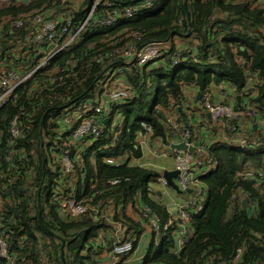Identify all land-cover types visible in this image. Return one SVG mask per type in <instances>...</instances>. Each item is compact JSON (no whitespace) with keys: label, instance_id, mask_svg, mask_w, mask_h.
<instances>
[{"label":"trees","instance_id":"trees-1","mask_svg":"<svg viewBox=\"0 0 264 264\" xmlns=\"http://www.w3.org/2000/svg\"><path fill=\"white\" fill-rule=\"evenodd\" d=\"M90 1L56 5L55 0H30L25 4L0 5V19H18L42 11L55 20L65 14L75 26L85 16ZM111 1L121 9L144 0ZM152 1L150 8L140 9L131 19L120 18L113 26L79 35L17 90V107L10 104L0 109V130L18 113L19 106L25 108L23 115L29 117L20 143L34 166L36 213L27 214L26 198L18 188L15 196L20 203L7 215L12 238H26L21 239L25 246L22 254L33 264L44 251L57 264H97L102 251L116 237L137 245L143 228L125 214L126 207L137 202L150 210L162 228L168 215L164 206L149 198L148 189L157 174L129 166L127 160L141 157L137 142L141 121L151 126V139L166 143L165 115L170 109L177 112L187 87L201 94L211 86L226 83L239 98H234L236 107L257 110L258 117L264 119V1L187 0L188 19L183 0ZM103 10L100 8L98 13ZM30 33L27 28L0 34V64H17L16 55ZM133 33L138 38L130 37ZM128 43L135 48L159 44L162 55L157 63H148L132 76L126 73L123 77L125 85L134 88V94L111 111L110 121L102 123V133L97 138H87L74 149L72 154L81 162L74 165L71 188V183L62 179L57 166L51 163L47 151L53 143H45L51 138L52 122L81 101L97 96V82L112 69L125 65L110 53ZM168 43L169 47H165ZM96 54H101V62L88 64ZM54 70H63L62 80L50 85L46 78ZM198 108L201 110L199 104ZM115 116L119 124L113 139L111 123ZM251 122L255 120L252 118ZM253 129L248 131L250 140ZM258 137L257 134L245 147L227 142L208 146V155L217 165L200 177L207 198L202 211L192 217L193 236L178 254L173 253L176 224H172L157 244L150 241L143 264H264V183L236 177L248 170H264V138ZM106 158L124 162L113 167L104 162ZM112 181L117 182L110 184ZM233 192L246 196L248 205L240 202L230 212L228 200ZM69 193L78 198L95 194L93 202L99 204L100 213L109 222L62 219L53 196ZM237 249L241 254L234 260Z\"/></svg>","mask_w":264,"mask_h":264},{"label":"built area","instance_id":"built-area-1","mask_svg":"<svg viewBox=\"0 0 264 264\" xmlns=\"http://www.w3.org/2000/svg\"><path fill=\"white\" fill-rule=\"evenodd\" d=\"M30 0H27L29 2ZM72 0H55L56 5H65ZM264 1V0H261ZM22 0H0V5H11ZM152 0H144L140 4L127 5L123 8H116L111 0H92L87 6V12L83 19L74 26L72 18L62 14L57 20L50 18L42 11H34L18 19L1 18L0 34L17 32L29 28L30 36L26 37L23 49L16 55L18 62L15 66L2 62L0 64V109L6 105L17 107V90L43 68L47 67L53 59L67 46L72 44L79 35L102 27L113 26L118 19H131L140 9L150 8ZM100 8L104 9L100 13ZM130 37L138 38L136 33ZM159 44L151 43L141 48H135L131 44H125L115 49L111 54L119 62L125 64L108 72L104 80L97 82V96L93 99L81 101L75 107L66 111L63 115L55 118L52 122L51 138L52 145L47 149L62 177L68 182L74 173V165L81 160L72 153L77 150L79 144L87 138H97L102 133V123L110 121L108 117L111 111L134 94V88L130 85L119 86L118 81L126 73L132 76L148 63H157L162 55ZM102 60L101 54L93 55L88 64H98ZM178 61V55L175 57ZM54 70L46 78L50 85L59 84L62 80L61 72ZM37 84V83H35ZM220 91L221 101H214L208 90L200 94L199 106L201 110L208 114L209 121L225 130V140L227 143L238 147H245L250 143L246 119L255 120L254 126L257 128L258 139L264 138V119L258 117V111L246 108L242 105L235 106L233 89L226 83ZM224 88H228L224 90ZM35 90V87L33 88ZM33 93V91H32ZM25 108L19 106L18 113L5 123V128L0 130V264H33L29 258L22 254L25 246V237L14 240L9 229L10 219L7 215L9 209H13L20 203V199L15 196L16 190H22L28 207L27 214L34 216L37 202L35 194L36 175L34 166L26 154L25 147L20 141L24 139V129H27L29 117L23 113ZM118 117L115 116L111 123L113 139L117 136ZM142 129L139 135L138 144L144 146L151 137L152 128L145 121L140 122ZM167 136L174 140V144L184 143L185 146L192 147V151L172 149L173 171H176V186L182 198L171 200L164 205L168 215L167 222L159 226L157 219L150 210L143 207L139 213L143 234L148 233L153 237V242L157 244L158 236L163 238L172 224H176L177 242L174 245L173 253L178 254L186 242L193 236L192 217L202 211L207 191L200 181V177L214 170L216 160L208 155V147L199 141L197 130L184 126H178L172 121L168 122ZM254 141V140H253ZM50 162V161H49ZM107 165L118 167L124 161L114 158H106ZM49 164V166L51 165ZM236 177H243L251 181L264 183V170L252 171L237 174ZM162 187L167 188L168 184L163 178L159 179ZM112 181L110 184H115ZM95 195V194H94ZM73 197L72 195H54L56 201V212L62 219H91L94 221L109 222L108 218L99 211V204L93 202V196ZM242 200H248L246 196L233 192L228 200V210L230 212ZM119 231V229H118ZM142 234V235H143ZM137 245H133L132 240L120 241L118 237L102 251V255L97 264H143L145 253L138 252ZM241 250L237 249L234 260H238ZM203 256V254H202ZM201 256V257H202ZM36 264H57L50 254L42 252ZM216 264H226L224 261Z\"/></svg>","mask_w":264,"mask_h":264},{"label":"crops","instance_id":"crops-1","mask_svg":"<svg viewBox=\"0 0 264 264\" xmlns=\"http://www.w3.org/2000/svg\"><path fill=\"white\" fill-rule=\"evenodd\" d=\"M74 1V0H73ZM76 2V1H75ZM74 3V2H73ZM74 4H78L74 3ZM119 86H124L125 81L123 78H121L118 81ZM223 87H226L224 85L219 86H211L209 88V91L212 95V99L214 101H221V94L220 91L223 90ZM228 89V88H227ZM224 88V90H227ZM197 91L194 90L192 87H187L183 91V102H181V106H177V112L174 110H171L166 113L165 118L168 126V122L172 121L178 126H184L191 129L197 130V135L199 138V141H201L203 144L210 146L212 143H221L226 142L224 141L226 136L225 130H223L220 126L212 124L206 114L198 108V101L196 99ZM235 99H239L238 96H236ZM246 127L247 131L250 130L251 127H253V135L251 136V140H254L256 135L258 134L257 128H255L254 123L251 122V120L246 119ZM168 133V132H167ZM250 136V134H249ZM139 136L137 138L138 142ZM171 144H174V140L170 137L167 138L166 143H163L159 139H151L149 138L147 140L146 145L141 146V157L138 159H130L128 161L129 166L133 167H140L149 171L154 172L157 174V179L155 181H152L148 183V189H149V198L153 200L154 202L161 204L164 206L171 200L180 199L182 198V195L178 192V190H174L170 186L167 188L162 187L160 184L159 179L162 178V173L164 171L172 172L173 171V162H172V149L170 147ZM75 177H71L70 180H68L70 184V187L73 188V183ZM174 183H176V177L173 179ZM73 182V183H72ZM72 193V192H71ZM71 193H69L71 195ZM145 207L141 202H137L132 205H128L125 209V214L128 218L131 220L140 223L139 219V213L141 209ZM148 234V233H145ZM143 234L140 238L139 244H138V252L139 253H145V250L150 243L151 240H153V237L151 234H149V239H147V243L143 242ZM177 242V235H175L174 238V244Z\"/></svg>","mask_w":264,"mask_h":264},{"label":"water","instance_id":"water-1","mask_svg":"<svg viewBox=\"0 0 264 264\" xmlns=\"http://www.w3.org/2000/svg\"><path fill=\"white\" fill-rule=\"evenodd\" d=\"M22 3H27V0H22ZM186 3H187V0H183V4H182V7H183V10L186 14V18L188 19L189 16H188V13H187V9H186ZM199 97H200V92H197L196 94V99L199 100ZM158 115L163 118L162 114L160 112H158ZM206 116L208 117V114H206ZM108 120H105V122H107ZM171 148L173 149H177V150H181V151H184V150H188L189 152L192 151V147H186L184 143L180 142V143H177V144H171L170 145ZM177 173L176 171H172V172H168V171H164L162 173V178L164 180H166L168 186H170L171 188H173L174 190H177V186L176 184L174 183L173 179L176 177ZM241 204L242 206H247V202L246 200H242L241 201ZM63 245V243H62ZM61 249H62V246H61Z\"/></svg>","mask_w":264,"mask_h":264},{"label":"rangeland","instance_id":"rangeland-1","mask_svg":"<svg viewBox=\"0 0 264 264\" xmlns=\"http://www.w3.org/2000/svg\"><path fill=\"white\" fill-rule=\"evenodd\" d=\"M81 1L82 0H74V1L72 0L71 2H74V3L78 2L79 3ZM174 42H176V40H174ZM169 45H170V43L166 44L165 47H169ZM153 90H155V86H154ZM149 236H150L149 234H145L144 237H143V242H145V241H146L145 243L149 242V241H147V239H149ZM158 239H160V235L158 236Z\"/></svg>","mask_w":264,"mask_h":264}]
</instances>
